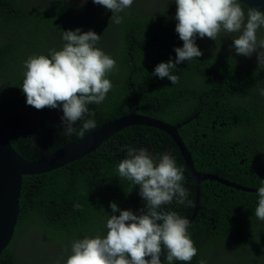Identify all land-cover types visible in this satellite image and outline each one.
<instances>
[{
    "label": "trees",
    "instance_id": "16d2710c",
    "mask_svg": "<svg viewBox=\"0 0 264 264\" xmlns=\"http://www.w3.org/2000/svg\"><path fill=\"white\" fill-rule=\"evenodd\" d=\"M239 3L247 15L249 7ZM96 6L93 0H45L43 5L26 9L17 0H0V126L17 152L28 161H37L82 138L78 133L83 121H77L73 125L76 132L69 135L64 132L62 106L37 110L27 105L22 91V69L31 50L50 53L55 43L64 42L63 31L80 28L101 35L96 47L116 61V69L106 77L113 84L112 90L102 104L88 105L89 113L95 116L85 114V119H94L96 127L84 136L138 107L139 113L171 124L186 122L179 133L194 160L208 164L207 170H214L218 163L214 173L239 177V184L251 188L264 186V67L249 64L248 57L236 54L229 47L232 35L222 32L216 40L197 37L203 55L178 64L172 74L179 76V83L173 85L167 77L160 79L152 73L159 63L175 60L174 49L183 47L175 31V0L150 10L126 9L120 13V24H110L113 13L107 15ZM257 37L264 38V28ZM248 140L262 141L260 154L246 148ZM234 143L238 155L231 158L227 153L232 152ZM125 146L137 150L155 147L157 152L150 154L156 163L164 154L175 159L177 167L183 169L182 186L192 203L185 206L174 199L160 210L174 211L190 223L197 187L181 150L160 129L130 126L82 159L24 177L15 236L0 255V264H66L75 240L106 236L112 202L121 210L140 215L146 205L139 194L140 186L119 178L116 171L127 156L121 151ZM210 184L209 180L202 182L201 208L188 230L197 255L189 262L174 260L172 264H210L205 249L228 239L234 224L251 227L253 245L257 246L246 248L242 244L237 254L221 260L227 264H262L264 223H258L254 216L256 192L220 184L222 190L216 193L221 198L213 199ZM28 237L32 254L25 262L18 255V247ZM161 264H168L166 249H162Z\"/></svg>",
    "mask_w": 264,
    "mask_h": 264
},
{
    "label": "clouds",
    "instance_id": "9594fccd",
    "mask_svg": "<svg viewBox=\"0 0 264 264\" xmlns=\"http://www.w3.org/2000/svg\"><path fill=\"white\" fill-rule=\"evenodd\" d=\"M93 2L113 13L110 24H120L123 19L120 13L130 9L134 0ZM175 4V31L183 41V47H176L175 60L159 63L152 75L160 79L167 77L173 85L178 84L179 76L172 74V70L184 61L191 62L203 55L196 44L197 37L216 40L222 32L229 35L238 33L239 35L232 38V47L236 54L251 57L253 53H258V65L264 67V38L257 37L258 29L264 26V11L249 8L246 16L239 0H175ZM62 39L65 41L62 50L51 49L50 58L45 55L31 56L24 62L22 91L26 96L27 105L37 110L57 109L62 106L64 132L69 135L76 132L73 125L77 121H83L78 134L84 137L86 131L96 127L94 119H85V114L95 116L94 112L89 113L88 105H99L105 101L113 88L112 82L106 77L116 69V61L96 47L101 35L93 30L82 32L77 28L75 31H63ZM261 95H264V90H261ZM215 123L216 121L214 126ZM121 151H126L127 156L120 160L117 166L118 177L126 178L134 185L140 186L139 194L146 201L145 208L137 215L131 210H121L112 202V214L106 222V236L75 240L71 246L72 254L67 258L66 264H161L162 249H166L168 264H172L174 260L191 261L198 250L188 233L189 220L174 211L160 210L162 206L171 204L174 199L185 206L191 205L192 202L187 199L188 191L182 186L183 169L177 167L175 159L169 154L162 155L158 163L154 162V155L151 156L150 153L157 152L155 147L149 150L141 147L137 150L125 146ZM192 159L197 172L200 166H204L205 174L202 175H214L226 180L224 176L214 173L219 168L218 163L215 164L217 167L214 170H207L208 164H204L200 159L194 160L193 156ZM262 162L259 169L263 165ZM240 163L243 165L242 161ZM192 176L194 178L193 173ZM206 180L232 187L216 179H201V195L202 182ZM256 189L258 205L254 216L258 223L262 224L264 186ZM117 212L119 215L115 214ZM227 235L228 239L218 240L217 245L210 246L215 255L221 246L234 253L238 252L242 244H245L246 248L253 246L251 227L234 224L229 228ZM207 250L208 247L205 251ZM148 257L150 259H147ZM201 264H206V261H201Z\"/></svg>",
    "mask_w": 264,
    "mask_h": 264
},
{
    "label": "water",
    "instance_id": "95a60500",
    "mask_svg": "<svg viewBox=\"0 0 264 264\" xmlns=\"http://www.w3.org/2000/svg\"><path fill=\"white\" fill-rule=\"evenodd\" d=\"M239 2L249 8H258L260 11H264V0H239ZM185 124L186 122L173 125L163 120L143 115L138 112L137 107L133 112L104 123L79 140L37 161L24 159L13 147L7 133L0 126V255L11 244L15 236L16 226L21 213L20 201L24 176L43 174L82 159L96 151L112 135L130 126L144 125L160 129L170 135L181 150L187 166L194 175L198 190V200L194 215L189 223L190 226L200 210L201 179H216L246 192L258 191L256 188L229 182L218 176L199 174L193 165L192 153L179 133V129Z\"/></svg>",
    "mask_w": 264,
    "mask_h": 264
},
{
    "label": "rangeland",
    "instance_id": "374dc122",
    "mask_svg": "<svg viewBox=\"0 0 264 264\" xmlns=\"http://www.w3.org/2000/svg\"><path fill=\"white\" fill-rule=\"evenodd\" d=\"M80 1H86L87 2V1H90V0H80ZM168 1L169 0H134L133 5L131 6V8L150 10V9H152L154 7H159V6L167 3ZM17 2H18L19 6H21L23 8H26V9H29V8L34 7L35 5H41V4L43 5L45 3V0H17ZM96 7L101 9L102 11H104L107 15H110V11L107 10L106 8H104L103 6L98 5ZM23 23L25 24L26 22L23 21ZM263 28H264V26H262L260 29H258L257 32H260ZM101 33L104 34V32H101ZM106 35H108V34H106ZM231 35H232V38H233V37H235V36H237L239 34L238 33H233ZM64 43H65V41L61 42V43H55L53 49H55L57 51L58 50H62ZM232 45H233V39H232V43L230 44L229 47L233 48ZM38 55H45V56H49V58H50V53H36V51L32 52V50H31V52L29 54L30 57L31 56H38ZM248 58H249V64H257L258 65V53H253V55L251 57H248ZM22 72L24 74L25 68L22 69ZM31 244H32L31 238L28 237L25 240H23L21 242V245L18 247V255L25 262H28V260H27L28 257L27 256H30L32 254V251L29 249ZM26 246H28V247L26 248ZM254 247H256V246L253 245V246H251L249 248H254ZM35 249H36V247H35ZM237 253H234L233 251L228 250L225 247L221 246V247H219L217 249L216 255L214 254V252L211 249H208L207 251H205V256H206V258L208 257L210 259L209 260L210 264H227V263H224L221 260V258H223L225 256L235 255ZM260 254H262L264 256V252L263 251ZM256 258H258V257H256ZM33 262L35 263V260ZM251 264H253V263H251Z\"/></svg>",
    "mask_w": 264,
    "mask_h": 264
},
{
    "label": "flooded vegetation",
    "instance_id": "af4514ba",
    "mask_svg": "<svg viewBox=\"0 0 264 264\" xmlns=\"http://www.w3.org/2000/svg\"><path fill=\"white\" fill-rule=\"evenodd\" d=\"M214 122H215V121H214ZM213 127H214V126H213ZM261 142H262V141L255 143V142H253V141H251V140H248V143L246 144V148L254 150V154H255V152H257L258 154H260V146L262 145ZM187 147H188V146H187ZM188 149H189V147H188ZM154 150H155V149H154ZM189 151L191 152L190 149H189ZM191 153H192V152H191ZM227 155H228L229 157H231V158H236V157H237L238 153H237V150H236L235 143H234V145L232 146V152H228ZM243 160H245V159H242V162L244 163L245 161H243ZM198 170H199V172H200L201 174H205V167H204V166H200V167L198 168ZM225 178H226V180H228V181H232L233 183H237V184H239L238 181H237L238 179H240L239 177H232V178H230V179H228L227 177H225ZM219 185H220V184H218V183L214 184L213 182H211V184H210V187L212 188V191H213V193H214V197H213V199H220V198H221V196H220L218 193H216V191H221V190H222V188L219 187ZM254 246H257V245H254ZM263 262H264V261H263ZM263 262H262V264H263Z\"/></svg>",
    "mask_w": 264,
    "mask_h": 264
}]
</instances>
